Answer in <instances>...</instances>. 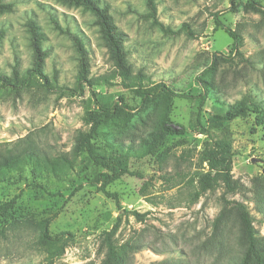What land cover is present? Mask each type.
Here are the masks:
<instances>
[{
    "label": "rangeland",
    "instance_id": "374dc122",
    "mask_svg": "<svg viewBox=\"0 0 264 264\" xmlns=\"http://www.w3.org/2000/svg\"><path fill=\"white\" fill-rule=\"evenodd\" d=\"M256 1L264 10V0ZM99 2L124 36L132 76L141 73L145 86L163 83L191 97H173L166 126L159 128L157 108L141 111L140 99L117 76L91 13L56 0H0L12 7L0 14V73L24 77L31 67L27 23L32 21L45 36L43 74L52 86L0 87L1 155L33 150L50 158H72L78 133L88 130L85 112L95 110L97 103L124 105L131 116L128 123L118 115L100 127L111 134L109 140L124 146L133 141L136 147L154 129L159 134L153 153L130 159L128 174L106 187L117 202L98 191L95 177L105 170L86 155L74 159L63 180L0 184V203L16 197V222L0 237V264H49L36 229L46 218L52 234L73 236L53 264H102L106 232L120 252L116 264H240L245 247L236 204L248 213L256 249L264 255V123L252 113L221 128L209 123L220 107L216 99L228 105L242 100L264 110V14L246 11L247 0H154L156 22L166 33L154 24L145 0ZM183 25L194 37L182 31ZM226 29L241 37L239 55ZM72 36L81 39L88 54L93 85L77 86ZM220 57L225 60L214 64ZM212 66L206 79L213 92L199 110L203 90L197 76ZM202 130L231 142V175L239 184L235 193L217 186L195 199L198 178L205 172L198 163L208 141ZM105 138L97 135L92 143L109 155Z\"/></svg>",
    "mask_w": 264,
    "mask_h": 264
},
{
    "label": "trees",
    "instance_id": "16d2710c",
    "mask_svg": "<svg viewBox=\"0 0 264 264\" xmlns=\"http://www.w3.org/2000/svg\"><path fill=\"white\" fill-rule=\"evenodd\" d=\"M58 2L80 7L88 11L95 18V25L99 29L101 39L104 46L108 50L109 58L116 69L117 76L122 80L124 87L133 91L140 99V109L145 111L151 106L157 108V120L159 128L166 126L168 115L170 112L171 100L173 97H191L182 96L173 91L169 86L163 83L148 84L145 86L146 78L138 73L132 76L131 67L126 59V51L124 48L123 34L118 31L115 26L107 6L101 5L99 0H56ZM146 7L154 24L159 27L162 32L170 33L162 25L158 24L155 19L156 5L154 0H145ZM12 10L11 4L0 3V14L7 13ZM245 10L253 13L264 14L263 6L256 0H247ZM52 24L56 30H60L59 25L52 19ZM27 31L30 39V47L32 49V64L26 70L24 77H19L16 74L12 77H7L0 73V87L17 88L26 84H37L43 90H49L51 82L43 74L44 62L47 52L42 47V42L45 40L44 34L39 26L29 21L27 23ZM189 37H194L187 25L181 27ZM226 33L233 40V48L238 54V49L242 43L238 33L226 29ZM74 47L78 55V72L76 83L93 85L89 76V59L86 50L80 38L72 36ZM239 55V54H238ZM223 57L214 58L213 63L224 61ZM214 66V65H213ZM208 67L197 76V82L201 86L203 93L198 96L200 99L199 110L204 105L207 98L213 92L212 84L206 79V76L211 74L214 67ZM42 83H41V82ZM196 98V97H195ZM220 107L218 112L214 113L209 123L215 128H221L232 121L243 119L249 114H255L264 123V110L256 105L239 101L235 104L228 105L215 100ZM125 106L119 104H99L93 111L85 112L83 118L84 123L88 126L86 132H79L73 145L71 156L58 158H50L43 156L33 150H25L19 154H0V184H15L20 182L31 181L34 185H39L47 178L53 177L58 180H63L69 171L73 169L74 159L80 155H86L96 165H99L105 171L100 172L95 177V185L98 186V191L105 197L113 199L117 202L115 194L109 193L106 187L118 180L121 176L128 174L127 164L132 158L141 159L153 153L154 144L158 140V130L154 129L146 137H141L138 145L133 146V141L127 146H124L119 140H109V133L100 131L103 124L112 122L116 116L122 115L124 122H129L131 116L129 112L123 110ZM201 134L207 136L208 141L204 143L202 151L198 155L199 165H205V172L198 178L200 192L195 194L197 199L202 193L212 191L217 186H222L227 194H233L239 190V184L232 179V162L233 151L231 142L225 139H214L208 131L202 130ZM97 135L106 136L105 140L110 149L109 155L101 153L92 143ZM16 197L0 203V237H4L8 228L16 222L14 217V204ZM237 205L238 218L240 221L241 243L245 247L243 257L240 264H264V255L256 249V238L254 228L248 213L241 204ZM132 215L141 220L142 215L132 212ZM50 218H46L36 223L38 231V243L45 247L50 255L49 264H53L54 259L60 257L68 243L73 239L72 234L68 232H60L52 234L49 231ZM222 215L216 218L215 228L221 223ZM104 246L106 249L105 258L102 264H116L120 255L119 250L112 243V233H104Z\"/></svg>",
    "mask_w": 264,
    "mask_h": 264
}]
</instances>
